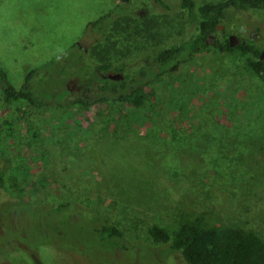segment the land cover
<instances>
[{"label":"rangeland","instance_id":"obj_1","mask_svg":"<svg viewBox=\"0 0 264 264\" xmlns=\"http://www.w3.org/2000/svg\"><path fill=\"white\" fill-rule=\"evenodd\" d=\"M121 1L0 0V65L16 88L44 67L33 87L50 74L78 92L76 43L85 60L125 62L126 80L148 71L139 108H36L0 92V264H188L148 230L194 221L264 240V85L250 55L212 45L233 34L264 57V12H230L207 48L162 71L154 54L197 35V6L226 0H193L191 15L180 0H125L126 30L83 35ZM102 226L122 238L98 237Z\"/></svg>","mask_w":264,"mask_h":264},{"label":"trees","instance_id":"obj_2","mask_svg":"<svg viewBox=\"0 0 264 264\" xmlns=\"http://www.w3.org/2000/svg\"><path fill=\"white\" fill-rule=\"evenodd\" d=\"M159 6L166 8L164 0H153ZM119 2L114 8L89 21L83 35H105L109 31H122L128 28L127 18H123L122 5ZM179 6L189 15L193 14L195 3L193 0H180ZM198 21L197 35L186 43L169 46L154 54L152 63L162 71H174L178 64L188 61L209 45V39L218 31L217 27L231 12L233 16L250 11H263L264 0H226L218 3H204L196 8ZM212 45L220 51H240L248 54L246 64L251 72L259 77L264 85V57L261 50L252 42L246 41L231 47L223 39L215 40ZM69 63L76 66L75 75L80 71L78 78L82 87L78 92L67 88L64 79L59 84L45 76L49 85L39 89L32 86L35 76L44 67L31 69L24 77L20 87H14L6 70L0 65V92L6 102L25 101L36 108H63L73 105L91 106L96 103H122L139 108L144 102V87L147 84L148 71L141 68L129 80L123 76L127 72L125 62L113 65L108 61L94 63L85 60L88 56L80 46L73 44ZM65 53V52H64ZM60 54L49 61L51 67L60 65L66 54ZM64 66L65 65H61ZM45 70V69H44ZM74 73V72H73ZM109 73H120V81L106 78ZM71 76V74H69ZM60 78V77H59ZM58 78V79H59ZM26 176H28L26 174ZM59 205L57 209H60ZM148 233L155 243H169L172 250L180 251L188 264H264V240L253 230L236 226H207L199 221L180 223L173 231L158 226L149 228ZM102 239L122 238V232L113 226H102L97 231Z\"/></svg>","mask_w":264,"mask_h":264},{"label":"water","instance_id":"obj_3","mask_svg":"<svg viewBox=\"0 0 264 264\" xmlns=\"http://www.w3.org/2000/svg\"><path fill=\"white\" fill-rule=\"evenodd\" d=\"M217 30H223V26L222 25H219L217 27ZM234 38H236L235 35L231 34L229 37H228V40H229V45L231 47H233L235 44L231 43V40H233ZM76 45L80 46L79 43H76ZM106 78H108L109 80H112V81H120L122 79V75L120 73H109L106 75Z\"/></svg>","mask_w":264,"mask_h":264},{"label":"flooded vegetation","instance_id":"obj_4","mask_svg":"<svg viewBox=\"0 0 264 264\" xmlns=\"http://www.w3.org/2000/svg\"><path fill=\"white\" fill-rule=\"evenodd\" d=\"M230 35H226V41L228 42V43H230L229 42V40H228V37H229ZM211 38V37H210ZM252 41H253V39H251ZM231 43H233V44H235V45H238V44H241V43H246V41H245V39H243V38H239V37H237L236 36V38H234L233 40H231ZM261 52V56H263V52L262 51H260Z\"/></svg>","mask_w":264,"mask_h":264}]
</instances>
